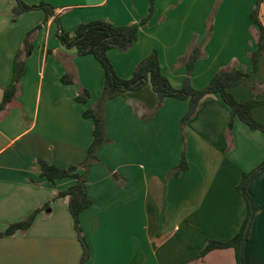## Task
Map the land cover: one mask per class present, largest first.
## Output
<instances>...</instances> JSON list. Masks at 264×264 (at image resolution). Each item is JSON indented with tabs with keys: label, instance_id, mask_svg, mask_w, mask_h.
<instances>
[{
	"label": "crops",
	"instance_id": "crops-1",
	"mask_svg": "<svg viewBox=\"0 0 264 264\" xmlns=\"http://www.w3.org/2000/svg\"><path fill=\"white\" fill-rule=\"evenodd\" d=\"M23 1L29 6L49 4L55 15L35 37L17 98L0 111V233L42 211L26 232L0 239V264H79L83 250L69 198L59 196L76 181L52 184L41 176L39 161L69 168L86 160L94 123L84 113L101 97L105 73L93 56H78L76 49L62 44L56 18L67 32L95 20L128 26L149 15L150 3ZM256 2L155 0L138 43L126 52L110 50L109 59L118 76L130 79L156 50L163 73L180 89L187 76L180 59L196 41L204 57L190 77L193 88H205L222 69L250 73L251 53L259 42V28L251 18ZM15 5L14 0H0V104L14 82L16 56L26 34L45 21L42 10L13 21ZM259 18H264V0ZM66 75L72 84L62 82ZM247 84L231 89L238 101L264 100V54ZM82 90L91 96L86 104L76 101ZM188 109V101L173 98L158 108L151 85L107 103L110 143L100 149L99 162L88 172L93 204L80 216L90 248L88 264H236L232 248L199 256L209 241L227 242L240 231L248 209L238 186L244 173L264 162V134L239 120L230 134V107L220 94L202 99L182 133ZM253 116L264 125V104ZM183 151L189 169L173 176ZM247 191L259 212L244 247L245 264H264V170L252 177Z\"/></svg>",
	"mask_w": 264,
	"mask_h": 264
},
{
	"label": "trees",
	"instance_id": "trees-1",
	"mask_svg": "<svg viewBox=\"0 0 264 264\" xmlns=\"http://www.w3.org/2000/svg\"><path fill=\"white\" fill-rule=\"evenodd\" d=\"M16 5L13 9V21L28 12L42 10L45 13L43 24L29 31L23 41L22 47L16 56V69L13 84L4 90L3 101L0 104V111H5L18 96L22 75L26 68V61L34 50V40L37 33L42 29L45 22L55 15L54 8L49 4L42 3L38 6H29L23 0H14ZM263 0H257L256 6L251 14L254 24L259 28L258 47L251 53V60L254 69L248 73L243 70L222 69L218 71L211 79L209 84L200 90L193 88L190 77L197 61L204 57L201 45L196 41L190 46L186 57L180 59L181 64L187 68V76L180 89H176L171 84L168 77L163 73L158 52L155 50L147 58L142 60L133 72L130 79H123L115 71L112 62L109 59L108 52L112 49H118L123 52L130 50L140 39V29L148 26L151 16L155 11V0H149V15L140 22L128 26H115L112 23L95 20L87 23H80L73 32H67L62 27L59 17L56 18L58 24L57 38L68 49H76L78 56H93L102 66L105 73L104 88L101 97L96 104L84 113V117L92 119L93 140L88 149L86 160L80 166L61 168L40 160L41 176L46 178L52 184L58 180L74 179L76 182L68 190L59 194L60 197L69 198V210L74 220V226L78 233V239L82 246V257L79 264H88L90 259V248L83 237L80 216L89 209L93 202L88 194V172L90 168L99 162L98 153L100 149L110 143L106 129L105 109L109 101L125 96L131 92H137L151 85L158 98V108L169 98L189 102V109L182 118V133L188 120L197 113L202 99L210 94H220L223 101L230 107L229 133L236 120L245 123L250 129L260 131L264 134V125L259 123L253 116V110L264 104V100L258 98L247 102H240L232 94L231 89L237 86H249L247 79L258 71L259 60L264 54V26L259 18L260 7ZM212 22V19L210 20ZM212 28V27H211ZM209 29L207 38L211 37L212 29ZM65 84H72L73 79L66 75L62 78ZM88 90H82L76 97V101L86 104L90 100ZM189 169L185 151H183L178 166L172 171L171 175L180 176ZM264 170V162L251 172L244 173L242 181L238 186L239 193L244 197L247 204V216L240 231L229 241H209L200 258L205 257L214 250L235 249L236 264H245L244 247L251 235L252 223L259 209L254 200L247 191L248 183L256 174ZM46 208L49 205L45 206ZM42 209L36 210L26 219L11 224L5 232L0 233V239L10 237L18 232H26L34 223L37 215Z\"/></svg>",
	"mask_w": 264,
	"mask_h": 264
},
{
	"label": "water",
	"instance_id": "water-1",
	"mask_svg": "<svg viewBox=\"0 0 264 264\" xmlns=\"http://www.w3.org/2000/svg\"><path fill=\"white\" fill-rule=\"evenodd\" d=\"M262 23H263V26H264V18H262Z\"/></svg>",
	"mask_w": 264,
	"mask_h": 264
},
{
	"label": "rangeland",
	"instance_id": "rangeland-1",
	"mask_svg": "<svg viewBox=\"0 0 264 264\" xmlns=\"http://www.w3.org/2000/svg\"><path fill=\"white\" fill-rule=\"evenodd\" d=\"M215 11V10H214ZM213 13H215V12H213ZM213 19H214V16H213V18H212V21H213Z\"/></svg>",
	"mask_w": 264,
	"mask_h": 264
}]
</instances>
